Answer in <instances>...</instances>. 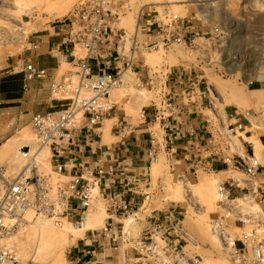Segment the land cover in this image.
<instances>
[{
	"label": "built area",
	"instance_id": "obj_1",
	"mask_svg": "<svg viewBox=\"0 0 264 264\" xmlns=\"http://www.w3.org/2000/svg\"><path fill=\"white\" fill-rule=\"evenodd\" d=\"M112 1L82 0L66 19L53 25L61 39L50 49V54L58 63H69L74 70L49 88L50 96L60 105L55 110L34 114L29 121L36 150L48 151L51 175L40 171L37 151L22 150L26 164L14 178L6 180L0 197V264H20L14 250L5 241L26 223L28 213L58 227L70 223L82 228L97 197L104 203L106 218L100 229L86 231L84 236L87 238L80 240L81 253L88 258L83 264H199V258L185 257L186 235L173 213L152 211L143 220L137 216L153 198L150 166L158 162L161 154L173 166L175 143L192 137L179 128L177 117L187 116L188 112L176 106L169 92L170 82L165 80L167 75L158 77V74L151 73L150 86L159 97L151 114L143 110L139 115L145 123L157 125V130L149 132L146 167L138 174L125 173L118 165L105 170L101 160L90 163L80 157L81 148L95 138L99 139L98 130L115 115L109 98L120 84L123 73L116 65L126 57L109 47L111 38L117 39V46L125 37L123 30L113 22L117 15L109 10ZM187 24L171 22L165 30L157 25L159 32L163 33V45L172 42L188 46ZM129 41V61L141 48H157L156 44L143 47L134 37ZM31 46L36 50L39 43ZM22 73L27 80L39 79L46 74L28 62ZM174 80L178 84L183 80L197 86L202 83V77L195 71L183 68L175 73ZM249 116L250 113L246 112V119ZM246 128L242 122L215 125L213 133H209L211 154L206 159L219 160L226 167L242 170L246 179L251 180L262 168L259 158L252 154L245 160L235 161L232 156L218 154L223 151L221 146L226 147L230 138H238ZM218 141L221 144L216 143ZM197 169L212 172L209 166L201 165ZM215 194L220 205L225 202L234 204L239 200L246 203L250 199L249 196H242L239 200L231 198L225 183L216 186ZM131 218L132 227L139 231L125 228V222ZM227 220L228 217H220L210 223L211 230L223 240L228 234ZM228 252L235 264H261L264 261V238L255 230L244 232L239 238H233Z\"/></svg>",
	"mask_w": 264,
	"mask_h": 264
},
{
	"label": "rangeland",
	"instance_id": "obj_2",
	"mask_svg": "<svg viewBox=\"0 0 264 264\" xmlns=\"http://www.w3.org/2000/svg\"><path fill=\"white\" fill-rule=\"evenodd\" d=\"M81 1L0 0V87L7 80L8 71L31 54L28 45L31 35L66 19ZM234 1L235 13L230 10L229 0H113L109 10L117 15L113 22L125 34L121 45L126 39V52L129 51V40L133 37L143 47L157 45L155 49L141 48L134 54V58L141 59L151 73L160 77L167 75L166 68L192 70L202 77L203 86L216 90L223 105L233 104V96L238 93L248 99L242 111L250 113L251 132L256 138L262 136L264 144V99L260 92L250 90L264 85V72L258 70L264 66V0ZM175 21L188 23L189 28L198 32L192 45L184 47L172 42L163 45V33L159 32L157 25L165 30L166 25ZM156 94L155 89L141 86L132 72L125 71L120 84L110 95L120 99L127 95L124 102H127V98L138 99V104L133 107L135 110L131 109V104L126 109L128 116L136 118L141 105L155 101ZM222 109L223 106H218L216 111L215 123L218 126L220 121H224ZM105 126L104 138H107L109 122ZM233 139L238 143L237 138H230V142H227L232 152L236 146ZM8 140H11L10 150L0 154V177L4 180L14 178L26 164L21 157L17 159L18 163L14 158L20 148L26 145L32 152L37 149L29 122L19 123L17 127L8 129L6 134L0 123V149ZM256 142L252 141L254 147H258L257 158H262L264 148ZM48 157V151L43 150L37 159L40 161V171L45 175H51ZM195 171L178 172L161 154L158 162L150 166L153 198L137 216L143 220L152 211L172 212L186 235L183 248L185 257L199 258V264H235L228 252L233 238H239L242 233L251 230L264 238V215L254 203L252 206L257 207L260 217L248 214L251 209L247 203L252 199L246 203L239 200L234 204L220 205L215 192L216 186L222 181L217 173L202 169ZM3 184L0 178V197ZM98 215H101V222L90 229L92 231L100 229L106 218L100 197L92 202L82 228L70 223L58 227L48 220L33 216V222L22 225L5 243L14 250L20 264H75L72 259L74 247L77 244L80 247V240L86 239L87 235L81 239L70 238L64 244V228L68 225L73 232L81 231L84 234L88 231L85 229L87 219ZM220 217H228L226 242L210 228L211 221ZM125 224L126 229L139 231L132 227V218ZM39 231L49 232L52 239L46 240L44 235L41 252L37 254L33 247ZM75 234L78 237L79 233Z\"/></svg>",
	"mask_w": 264,
	"mask_h": 264
},
{
	"label": "crops",
	"instance_id": "obj_3",
	"mask_svg": "<svg viewBox=\"0 0 264 264\" xmlns=\"http://www.w3.org/2000/svg\"><path fill=\"white\" fill-rule=\"evenodd\" d=\"M197 33L192 28L187 30V45H192L195 42ZM33 34L34 36L31 35V41L28 44L31 54L21 60V64L17 63L15 67L8 71L7 80L0 87V123L4 134L7 133L8 129L17 127L19 123L29 122L34 114H43L55 110L60 103L50 96L49 88L51 84L60 82L68 72L74 70L69 63H58L50 54V49L58 45L61 39L53 26L36 31ZM109 41L111 43L109 47H112L121 56L126 57L124 61L116 65L119 72H132L141 86L152 89L150 86L151 71L145 68V64L141 59H138V57L135 59L133 56L129 61L126 44H124L125 46L121 45L120 41L116 46V38H111ZM35 42L39 43V47L33 50L31 45ZM26 62L32 64L38 70H44L45 76L39 79L27 80L22 73ZM178 70L174 67L166 68L167 76L165 80L170 82L169 92L178 109L184 112L187 110L188 112L187 116L177 117L180 125L178 126L184 133L192 137L175 143L173 167H176V170L181 173H190L193 170L196 173L195 169L201 167V165L204 167L209 166L212 173H217V177L227 185L231 198L239 200L242 196H249L264 215V157L259 158L262 168L251 180L246 179L242 170H235L231 166L226 167L219 160L206 159L211 154L209 133H213L215 130L218 106H223L222 111L224 114V121H220L218 124L242 122L247 125L245 131L237 138L239 147H236V150L238 152L233 151V153L228 146H221L223 151H219V155L232 156L231 158L235 161L245 160L252 154L257 157L256 148L258 147H254L252 141L257 140L259 146L263 148V137H254L251 132L250 121L246 119L242 111L243 108L241 109L233 104L223 105V101L214 88L211 87L210 90L209 87L203 86V83L197 86L187 80H183L181 84L175 82L174 76ZM250 90L260 92L261 97L264 99V85ZM158 97L156 94L155 101H150L147 105H141L137 117L134 118L127 115L126 109L131 104V109L135 110L133 107L138 104V99L127 98V102H124V98L120 99L118 96L111 97L110 95L109 100L114 106L115 115L107 119L98 130L99 139L95 138L91 143L81 148L83 153L80 157L90 163L101 160L105 170L111 165H118L125 173L138 174L147 165L149 132L154 131L157 127L154 123H145L139 118V115L143 110L151 114L152 106L157 104ZM254 104L253 106H256ZM106 122H109V127L107 138H104ZM71 173L73 174L75 171ZM82 249V245L79 247L77 244L74 247L72 257L74 263L79 260L80 264H83L88 259L81 253Z\"/></svg>",
	"mask_w": 264,
	"mask_h": 264
},
{
	"label": "bare ground",
	"instance_id": "obj_4",
	"mask_svg": "<svg viewBox=\"0 0 264 264\" xmlns=\"http://www.w3.org/2000/svg\"><path fill=\"white\" fill-rule=\"evenodd\" d=\"M229 6H230V10L233 12V13H235L236 12V10L234 9V7H233V5L236 3L234 0H229ZM133 25V24H132ZM123 43H122V45H124V44H127L126 43V39H125V41H122ZM125 46V45H124ZM123 46V47H124ZM121 47V46H120ZM123 49V48H122ZM259 72L260 73H263L264 72V66L263 67H260L259 69ZM124 73V72H123ZM122 73V74H123ZM236 93V92H235ZM238 93V92H237ZM233 104L235 105V106H237V107H240L241 109L244 107V106H247V104H248V99L246 100V99H244L241 95H240V93H238V94H235L234 96H233ZM227 104V103H226ZM246 109V108H245ZM244 111H246V110H244ZM243 113V112H242ZM244 114H246V113H244ZM234 140V142H235V145L236 146H234V148L235 149H233L234 150V152H238L236 149V147H239V144L236 142V140L235 139H233ZM257 143V145H258V142H256ZM25 145V144H24ZM10 148H11V140H8V141H6V142H4V144L1 146V149H0V154L1 155H3V154H5V153H7V151H9L10 150ZM24 149H27V147H26V145L24 146V147H22V148H20V150H19V153H16L15 154V160H17V159H19V157H23L22 156V150H24ZM37 151V150H36ZM43 151V150H42ZM42 151H37V153H38V157H37V159L40 157V154H41V152ZM30 152H32L31 150H30ZM36 159V160H37ZM16 162V161H15ZM20 162V161H19ZM17 163H18V160H17ZM154 165V164H153ZM1 179H2V181H3V183L5 184V182H6V180H4V178L3 177H0ZM3 189H4V185H3ZM0 190H1V187H0ZM2 192H3V190H2ZM243 203V202H242ZM253 202L252 201H249L247 204H249L250 205V209H251V211H250V213H248L250 216H257L258 218L260 217V215H259V210L257 209V207L256 208H253V206L252 205H254V204H252ZM227 204H233V203H224V204H222V206L223 205H227ZM249 207V206H248ZM247 208H245V210H246ZM244 210V211H245ZM247 211V210H246ZM95 215V214H94ZM86 217H88V216H86ZM33 220H34V218H33V214L32 213H28L27 214V216H26V223H30V221L31 222H33ZM101 220V215H98V216H94L92 219H87V223L85 224V226L87 227V228H85L86 230H88V231H92V230H90V229H93V227H95V226H97V225H99L100 224V221ZM34 222H36V221H34ZM105 222V221H104ZM74 230L72 229V228H70L68 225L67 226H65V228H64V234H63V236H62V241H63V243L65 244V243H67L69 240H70V238H74V239H81L83 236H84V234L81 232V231H76V232H73ZM213 231V230H212ZM75 233H79V235H78V237H77V235L75 234ZM213 233L214 234H217V233H215L214 231H213ZM44 235L47 237V239L46 240H50V239H52V235L49 233V232H47V233H40V231L39 232H37V240L35 241V245H34V247H33V251H34V253L36 252L37 254L39 253V251L41 250V246H42V243H43V240L45 239L44 238ZM218 235V234H217ZM218 237H220V236H218ZM8 240H10V238L9 239H7V241ZM12 241V240H11ZM10 244H11V242H10ZM44 246V245H43ZM41 252V251H40ZM41 254V253H40ZM42 254H43V252H42ZM264 262V261H263ZM183 264H186V263H183Z\"/></svg>",
	"mask_w": 264,
	"mask_h": 264
}]
</instances>
